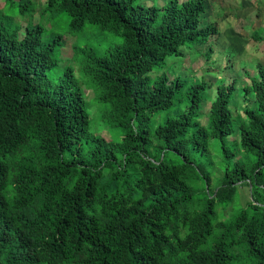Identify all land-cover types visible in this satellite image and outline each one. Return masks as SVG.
I'll return each mask as SVG.
<instances>
[{
	"label": "trees",
	"instance_id": "1",
	"mask_svg": "<svg viewBox=\"0 0 264 264\" xmlns=\"http://www.w3.org/2000/svg\"><path fill=\"white\" fill-rule=\"evenodd\" d=\"M44 1L21 3L24 25L0 20V264H264V65L217 86L203 121L208 83L151 72L218 34L206 0ZM65 15L69 34L123 36L103 55L72 45L113 136L90 131L72 65L48 74ZM210 139L220 165L199 160ZM241 185L252 198L226 216Z\"/></svg>",
	"mask_w": 264,
	"mask_h": 264
},
{
	"label": "rangeland",
	"instance_id": "2",
	"mask_svg": "<svg viewBox=\"0 0 264 264\" xmlns=\"http://www.w3.org/2000/svg\"><path fill=\"white\" fill-rule=\"evenodd\" d=\"M26 0H0V20L6 16L13 18L16 24H26L29 20L28 13L22 14L20 6ZM35 5V0H30ZM38 1V0H37ZM44 5V0H40ZM139 3L150 5L165 2L167 0H138ZM183 1V0H179ZM136 2V0H135ZM41 8V4H40ZM40 8L36 9L33 15V22H42L49 28L50 22L46 18H41ZM68 16L65 15L59 21H54L55 31L63 34V46L55 51L54 56L58 57V63L48 68V74L59 78L64 67L72 65L74 76L79 82L86 99V106L90 114L89 129L92 133L102 136H113L111 125L102 118L105 105L98 99V89L92 79L86 75L75 60H72L73 43L80 48H91L96 53L103 55L113 46L123 43V36L119 33L100 30L97 25L86 24L85 27L73 34L67 30ZM202 26L209 23H216L219 31L216 36H211L209 41L202 44L183 48L182 55L168 56L162 69L157 67L151 72V77H156L161 72H165L171 77L180 76L187 80V86L194 82L204 80L208 87L202 92L206 98L202 107L203 114L201 120L207 115L209 103L216 94L217 86L236 80V84L249 82V78L255 75V65L260 62L264 65V45L253 38L256 31L264 36V0H206L205 13L200 17ZM46 38L49 35H45ZM246 72L251 74L246 76ZM234 107L240 108L242 99L232 101ZM166 112L160 113L155 119L156 122L162 120ZM233 136V139L231 138ZM231 138V139H230ZM229 139L231 142H229ZM237 140V135L228 138L229 143ZM216 139H210V157L208 154L199 159L206 162L212 161L220 165L218 151L214 149ZM222 171L216 168L211 180V188L219 184V174ZM250 186L241 185L237 188L233 203L225 209V214L238 210L251 199Z\"/></svg>",
	"mask_w": 264,
	"mask_h": 264
}]
</instances>
